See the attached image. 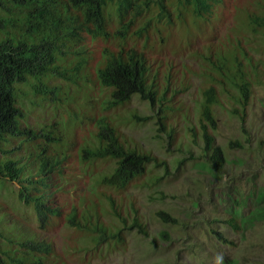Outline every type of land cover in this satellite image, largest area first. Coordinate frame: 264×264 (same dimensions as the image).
<instances>
[{"label":"rangeland","instance_id":"rangeland-1","mask_svg":"<svg viewBox=\"0 0 264 264\" xmlns=\"http://www.w3.org/2000/svg\"><path fill=\"white\" fill-rule=\"evenodd\" d=\"M258 4L264 5V0H221L214 16L204 18V22L193 20L192 14L187 13L186 24L176 22L159 31L152 30V41L145 47L140 44V50L153 64L152 74L158 73L163 88L169 75L173 77L168 97L173 98L174 109L163 124L157 107L152 108L138 95L109 110L111 96L103 86L91 87L89 83L73 89L74 94L79 91L81 109L71 104L76 112L80 113L83 107L89 115L94 111L108 115L126 143L151 153L159 162H167L168 169L150 164L147 173L125 189L101 183L112 171L113 161L86 164L75 157L84 145L95 143L96 134L95 128L83 127L74 120L65 95H58L60 105L56 106L34 96L29 88L33 80L17 84L19 103L31 127L39 129L55 121L70 138H77L79 148L65 166L64 178L55 177L56 182L63 180L65 184L56 198L64 216L78 208L79 220L92 217L94 222L99 214L102 222L118 230L123 225L111 212L105 195L110 194L116 198L128 225L136 216L134 206L138 208L147 236L138 228L127 229L123 232L126 245L97 247L89 234L66 221H54L41 228L34 208L19 200L20 183L4 175H0V215L7 216L8 224L16 225L23 238L51 242L56 251L55 264H264V36L248 26L250 13L263 9ZM0 11L2 18L10 20L7 27L11 32L22 31L25 12ZM146 19L148 15L140 22ZM240 42L258 64L259 78L253 69L244 124L234 112L242 108L233 99L237 89L231 83H215L219 89V102L213 108L217 128L211 132L226 159L224 168L216 172L205 157L200 131L202 91L215 81L210 61L224 58L221 55L237 49ZM91 48L97 67L105 52L118 49V45L116 41L100 40ZM237 53L238 59L243 58L241 50ZM227 58L232 68L233 60ZM247 68L252 70L249 63ZM55 81L58 84L62 79ZM147 117L150 118L143 120ZM15 144L13 141L1 147L8 154L0 153V165L12 154L26 156L24 152L8 150ZM160 211L168 213L176 223H166L157 215Z\"/></svg>","mask_w":264,"mask_h":264},{"label":"trees","instance_id":"trees-1","mask_svg":"<svg viewBox=\"0 0 264 264\" xmlns=\"http://www.w3.org/2000/svg\"><path fill=\"white\" fill-rule=\"evenodd\" d=\"M220 3L221 0H0V10L9 14L14 10L25 12L22 31L17 33L10 31L7 27L10 20L0 14V153L8 154L7 149L1 147L13 141L16 144L8 148L10 152L26 153L25 157L12 154L0 165V175L20 183L19 200L34 208L41 228L54 221H66L89 234L97 247L126 245L127 237L123 232L127 229L138 228L141 234L148 235L140 221L138 208L134 206L136 216L128 225L116 198L110 194L105 195L111 212L123 225L118 230L102 222L99 214L94 222L92 217L79 220L78 208L64 216L56 198L64 191L65 184L63 180L56 182L55 177L64 178L65 166L79 148L77 138H70L55 121L47 122L39 129L31 127L19 103L17 84L33 80L29 88L34 96L55 103L53 105H60L59 94L65 95L74 120H79L83 127L95 128L96 134L95 143L84 145L75 157L86 164L113 161L112 171L101 179V183L125 189L145 175L150 164L163 165L168 169L167 162H159L151 153L126 143L108 115H99L97 111L89 115L90 112L83 107L80 113L76 112L72 105L81 109L79 91L74 94L73 89L82 85L86 87L89 83L91 87L92 84L103 86L110 92L109 110L129 103L134 95H138L152 108L157 107L163 124L168 120L169 111L174 109L173 98L168 97L173 77L169 75L163 88L158 73L152 74L153 64L140 50V44L145 47L152 41V30L159 31L176 22L186 24L184 15L187 13L192 14L193 20L204 22V18L214 16ZM258 6L263 9L250 13L248 26L254 33L264 36V5ZM146 15L148 19L140 22ZM100 40L116 41L118 49L105 52L103 60L95 67L97 58L91 45ZM238 50L242 51L243 58L238 59ZM221 56L225 57L210 61L215 81L203 89L200 111L205 157L216 172H220L226 163L224 152L216 145L211 132L217 128L213 110L219 102L216 84L226 86L231 83L237 89L233 99L242 108L234 112L244 124L253 87V69L255 77L259 78L258 64L253 62V57L241 42L237 49ZM227 57L233 60L232 68ZM248 63L252 70L247 68ZM56 78H61L62 82L57 84ZM88 94L91 95L90 92ZM192 132L196 136V130L192 129ZM51 148L56 151H50ZM157 215L168 224L176 223L164 211ZM231 224L236 225V221ZM55 258L56 251L51 242L23 238L17 226L8 224L6 215H0V264H55Z\"/></svg>","mask_w":264,"mask_h":264}]
</instances>
